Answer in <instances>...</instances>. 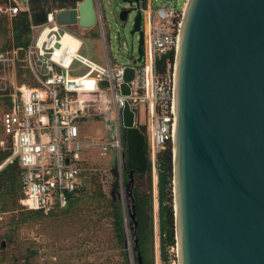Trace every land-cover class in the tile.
Returning a JSON list of instances; mask_svg holds the SVG:
<instances>
[{"label":"water","instance_id":"water-1","mask_svg":"<svg viewBox=\"0 0 264 264\" xmlns=\"http://www.w3.org/2000/svg\"><path fill=\"white\" fill-rule=\"evenodd\" d=\"M122 1L136 3L118 16L126 21L136 10L130 32L138 33L140 56V0ZM34 17L42 21L43 11ZM55 17L91 27L94 1L82 0L77 11L62 8ZM132 77L126 67L122 93ZM107 124L111 140L110 119ZM121 124L134 259L143 264L132 184L147 159L127 103ZM172 185L178 264H264V0L185 1L176 49ZM116 186L117 180L110 187L113 200Z\"/></svg>","mask_w":264,"mask_h":264},{"label":"built area","instance_id":"built-area-1","mask_svg":"<svg viewBox=\"0 0 264 264\" xmlns=\"http://www.w3.org/2000/svg\"><path fill=\"white\" fill-rule=\"evenodd\" d=\"M4 1L0 11L9 19L26 12L29 22L26 46L0 50V67L10 65L13 73L18 70L23 76L22 81L17 82L15 72L11 87L7 88L5 83L0 87L4 105L0 111V126L11 147V154L4 162L15 160L20 168L18 202L21 207L26 210L65 208L83 187L89 155L95 148L109 146L116 150L121 175L126 153L121 124L125 103L133 111L134 125L144 136L155 203L160 154L169 145L172 149L176 49L186 0L181 6H153L152 0L139 3L142 52L140 56L132 55L125 63L112 62L109 57L100 0H93V26L73 24L82 34L98 25L105 47V63L80 52L83 39L65 29L73 24L65 25L56 20V13L62 8H47L43 20L37 22L30 8L33 0ZM71 1L77 11L82 0ZM65 35L69 37L67 41ZM126 67L133 70V77L126 82L127 94L121 91ZM93 117L103 120L105 133L100 137L83 133L86 122ZM108 119L112 125L111 140L106 135L110 127ZM0 144H4V139ZM118 173L116 169V180ZM152 233V264H178L175 238L165 246L164 253L161 251L156 215H153ZM131 264L136 263L131 261Z\"/></svg>","mask_w":264,"mask_h":264},{"label":"rangeland","instance_id":"rangeland-1","mask_svg":"<svg viewBox=\"0 0 264 264\" xmlns=\"http://www.w3.org/2000/svg\"><path fill=\"white\" fill-rule=\"evenodd\" d=\"M101 2L109 57L115 63L129 62L132 55L137 54L138 47V33L130 32L136 10L129 12L126 21L120 20L118 14L122 8L135 6L136 3L130 4L122 0H101ZM182 2L183 0H152V5L181 6ZM4 3L5 1H0L1 5ZM141 4L142 0H140ZM2 15L6 14L0 11V17ZM65 29L83 39L81 53L95 61L105 63V47L98 25L84 34L70 26ZM3 43V38L0 36V49ZM15 72L17 82L23 79L18 70ZM15 72L13 73L10 65L0 67V87L5 83L6 87L10 88V81L13 80ZM3 107L2 95H0V111ZM104 130L101 117L91 118L83 127V133L89 137H100L105 133ZM2 139L4 144H0V149H5L8 142L0 126V141ZM96 142L103 143L101 140ZM115 152L116 150L109 146L106 155H99L96 149L91 150L86 179L83 180L85 193L69 208L54 207L41 210V215H32L29 210L21 207L18 200L14 209H11L5 197L0 199V264H131V261H135L132 223L128 215L130 197L125 195L126 175L124 169L120 175ZM113 167L119 172L116 200L110 198L111 184L117 179V176L110 174ZM149 176L147 169L141 176L134 174L132 189L137 187L141 191H150L153 231V215H156L158 221V194L156 202L153 203ZM99 189L102 191L105 189L109 202L105 198L96 197L95 191ZM171 191L173 208V185ZM17 193L19 195V191ZM151 243L148 257L152 264L153 242Z\"/></svg>","mask_w":264,"mask_h":264},{"label":"trees","instance_id":"trees-1","mask_svg":"<svg viewBox=\"0 0 264 264\" xmlns=\"http://www.w3.org/2000/svg\"><path fill=\"white\" fill-rule=\"evenodd\" d=\"M1 1V0H0ZM4 1V0H3ZM47 0H33L30 2V8L35 10L44 9ZM0 36H2L4 43L1 46L2 50L11 46H26L29 41V22L26 12H19L15 17L9 19L7 15L0 17ZM0 49V50H1ZM19 80V82H21ZM2 132V131H1ZM11 154V147L6 145L5 149H0V165ZM148 170V167H147ZM20 168L15 160L6 163L0 168V199L8 200V206L11 209L16 204V201L21 195L19 184ZM111 176L114 173L110 171ZM134 174L141 176L143 173L134 172ZM133 174V175H134ZM150 179V176H149ZM172 149L169 145L160 154V167L158 171V219L160 232V247L162 253L165 251V246L174 242V213L172 208ZM19 191V195H17ZM84 187L73 195L68 201L67 208H69L75 201L84 195ZM98 199L108 201L109 198L105 189L95 191ZM134 200L135 219L137 222L136 234L138 237V246L142 257L143 264H151L148 257V252L152 246V203L150 191H141L137 187L132 189ZM109 202V201H108ZM111 203V202H110ZM118 209L119 207V203ZM32 215H41V210H29Z\"/></svg>","mask_w":264,"mask_h":264},{"label":"crops","instance_id":"crops-1","mask_svg":"<svg viewBox=\"0 0 264 264\" xmlns=\"http://www.w3.org/2000/svg\"><path fill=\"white\" fill-rule=\"evenodd\" d=\"M73 6V2L71 0H47V4L46 6L44 7V9H39V10H35L34 13L36 11H44L47 9V8H50V7H53V8H69V7H72ZM72 28H75V29H79L76 25H68ZM67 26V27H68Z\"/></svg>","mask_w":264,"mask_h":264},{"label":"bare ground","instance_id":"bare-ground-1","mask_svg":"<svg viewBox=\"0 0 264 264\" xmlns=\"http://www.w3.org/2000/svg\"><path fill=\"white\" fill-rule=\"evenodd\" d=\"M65 41H67L69 39L68 35H65ZM97 150V152L99 153V155H106L107 154V149L108 147H106L105 149H98V148H95Z\"/></svg>","mask_w":264,"mask_h":264},{"label":"flooded vegetation","instance_id":"flooded-vegetation-1","mask_svg":"<svg viewBox=\"0 0 264 264\" xmlns=\"http://www.w3.org/2000/svg\"><path fill=\"white\" fill-rule=\"evenodd\" d=\"M123 169L126 171V166L124 165V163L121 164V172L123 171Z\"/></svg>","mask_w":264,"mask_h":264}]
</instances>
